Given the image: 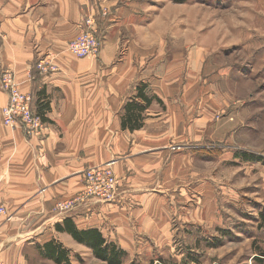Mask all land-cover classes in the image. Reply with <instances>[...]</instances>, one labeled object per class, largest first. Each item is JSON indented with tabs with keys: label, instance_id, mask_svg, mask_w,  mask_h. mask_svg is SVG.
<instances>
[{
	"label": "crops",
	"instance_id": "crops-1",
	"mask_svg": "<svg viewBox=\"0 0 264 264\" xmlns=\"http://www.w3.org/2000/svg\"><path fill=\"white\" fill-rule=\"evenodd\" d=\"M139 3L0 0V73L13 71L20 90L31 94L35 114L39 99L48 103L42 112L44 135L27 138L19 128L2 123L7 95L0 88V198L12 215L8 221L0 218V264H56L38 248L51 239L71 255L80 247L92 255L67 232L55 229L65 218L78 229L99 230L141 264L152 255L150 243L171 242V225L164 218L169 207L162 196L172 194L180 179L171 171L179 167L186 179L188 170L182 165L172 168V162L183 156L170 152L169 145L198 146L215 110L231 102L211 96L206 104L193 103L210 90L203 86L202 92L195 81L181 79L176 62L157 63L154 43L135 39L136 25L146 15ZM99 6L106 7L105 14H100ZM89 15L96 16L97 34L102 36L98 55L74 57L66 51L67 42ZM145 27L148 32L155 28L151 21ZM48 53L58 69L42 73L35 64ZM137 83L145 84V94L154 100L143 113L140 128L123 129L124 105L135 95ZM227 111L232 117L225 119L227 129L232 131L237 117L233 108ZM228 139L234 140L233 135ZM110 160L121 182L115 201L53 213L55 201L78 193L83 170ZM195 175L198 192L203 179L202 174ZM180 186L183 191L188 188L187 179ZM152 188L161 194L158 202ZM261 188L264 196V183Z\"/></svg>",
	"mask_w": 264,
	"mask_h": 264
},
{
	"label": "rangeland",
	"instance_id": "rangeland-1",
	"mask_svg": "<svg viewBox=\"0 0 264 264\" xmlns=\"http://www.w3.org/2000/svg\"><path fill=\"white\" fill-rule=\"evenodd\" d=\"M139 6L146 15L136 25L135 39L154 43L157 63L176 62L181 79L195 81L202 92L203 86L210 90L207 97L193 98V103L206 104L211 96H221V103L231 102L215 110L198 146L194 142L169 145L170 152L183 156L182 161L172 162V168L182 165L188 170V188L181 189L186 179L179 167L172 170L180 179L173 184L172 194L162 196L169 207L164 218L171 225V242L150 243L152 255L144 257L142 264H264V0H140ZM99 12L105 14L106 7L99 6ZM95 18L85 16L76 36L86 29L88 20L98 33ZM146 19L155 27L150 32ZM96 36L100 47L102 36ZM232 108L237 120L230 131L226 120L232 119L227 111ZM12 128L32 137L20 127ZM240 151L263 159L244 161L236 157ZM196 173L203 179L198 192ZM152 189L158 202L161 194L158 188ZM84 204L88 203L77 201L70 210L57 213L53 209V213L66 214ZM69 256L76 264H105L82 247ZM123 264L141 262L127 254Z\"/></svg>",
	"mask_w": 264,
	"mask_h": 264
},
{
	"label": "built area",
	"instance_id": "built-area-1",
	"mask_svg": "<svg viewBox=\"0 0 264 264\" xmlns=\"http://www.w3.org/2000/svg\"><path fill=\"white\" fill-rule=\"evenodd\" d=\"M96 34V29L92 27L91 22L88 20L86 29L70 40L67 50L70 54L80 58L95 56L99 51V40ZM36 66L42 73L55 72L58 69L51 56L39 59ZM0 75V88L8 98L1 112L3 123L10 127H20L27 136L37 137L42 135L45 124L33 111L30 94L20 90L12 70H3ZM117 179L118 177L113 170V160L89 166L82 173L80 191L72 198L57 200L53 209L57 213H63L70 210L77 201H82V203L115 201L120 193L117 192L119 191ZM11 216L5 203L0 200V218L8 221Z\"/></svg>",
	"mask_w": 264,
	"mask_h": 264
},
{
	"label": "trees",
	"instance_id": "trees-1",
	"mask_svg": "<svg viewBox=\"0 0 264 264\" xmlns=\"http://www.w3.org/2000/svg\"><path fill=\"white\" fill-rule=\"evenodd\" d=\"M175 3L185 2L186 0H172ZM146 85L143 83H137L135 86V95L129 98L124 105V114L122 116L121 126L129 130L138 129L143 124V113L149 107L154 100V96L149 97L145 94ZM38 116L45 120L42 116L44 109L48 107V103L45 100L37 101ZM34 111V110H33ZM236 157L241 158L244 161H260L263 158L247 151H240L236 153ZM55 229L57 231L67 232L76 242L86 246L91 254L98 260L105 264H123L124 259L127 257V252L118 244L107 241L102 233L95 229H78L70 219L65 218L62 224H56ZM38 248L45 258L51 259L56 264H72L69 252L70 250L65 248L60 242L55 239H51L41 245ZM264 256V254H263ZM77 258V256H75ZM79 258V257H78Z\"/></svg>",
	"mask_w": 264,
	"mask_h": 264
},
{
	"label": "bare ground",
	"instance_id": "bare-ground-1",
	"mask_svg": "<svg viewBox=\"0 0 264 264\" xmlns=\"http://www.w3.org/2000/svg\"><path fill=\"white\" fill-rule=\"evenodd\" d=\"M1 118H2V115H1Z\"/></svg>",
	"mask_w": 264,
	"mask_h": 264
}]
</instances>
